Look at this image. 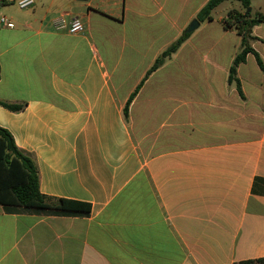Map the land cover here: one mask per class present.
<instances>
[{
  "label": "crops",
  "instance_id": "crops-1",
  "mask_svg": "<svg viewBox=\"0 0 264 264\" xmlns=\"http://www.w3.org/2000/svg\"><path fill=\"white\" fill-rule=\"evenodd\" d=\"M0 0V127L39 190L87 214L8 212L0 264H238L264 257V21L199 22L207 0ZM264 13V12H259ZM77 17L82 30L69 31ZM241 90V94L239 92Z\"/></svg>",
  "mask_w": 264,
  "mask_h": 264
},
{
  "label": "trees",
  "instance_id": "trees-1",
  "mask_svg": "<svg viewBox=\"0 0 264 264\" xmlns=\"http://www.w3.org/2000/svg\"><path fill=\"white\" fill-rule=\"evenodd\" d=\"M227 0H207L198 10L195 18L199 22L212 19V11ZM241 8H230L222 18L224 28H232L240 36V50L233 58L229 67L228 81H231L236 72V67L243 62L248 52H252L249 41L254 37L251 29L254 25L264 21V13L253 15L250 11V0H237ZM249 8V11L246 9ZM190 32L185 30L166 46L154 59L144 77L130 94L123 109L124 116H128V106L131 99L137 93L143 81L168 60L189 37ZM257 63L264 69L262 61L255 53ZM241 94V90H239ZM0 105L17 111L22 104H12L0 101ZM0 204L8 212L28 211L34 213H54L61 215L87 214L90 211V204L78 200L50 197L42 194L39 190L38 174L32 159L23 154L16 146L11 133L0 127ZM238 264H264V257L239 261Z\"/></svg>",
  "mask_w": 264,
  "mask_h": 264
},
{
  "label": "rangeland",
  "instance_id": "rangeland-1",
  "mask_svg": "<svg viewBox=\"0 0 264 264\" xmlns=\"http://www.w3.org/2000/svg\"><path fill=\"white\" fill-rule=\"evenodd\" d=\"M230 8H241V4L237 0L224 1L214 10L213 15L219 18ZM249 8L253 15L259 12H264V0H250Z\"/></svg>",
  "mask_w": 264,
  "mask_h": 264
},
{
  "label": "built area",
  "instance_id": "built-area-1",
  "mask_svg": "<svg viewBox=\"0 0 264 264\" xmlns=\"http://www.w3.org/2000/svg\"><path fill=\"white\" fill-rule=\"evenodd\" d=\"M82 3H88L90 0H76ZM33 0H16V4L19 8H28L33 4ZM0 24L12 27L13 23L5 16L0 17ZM82 30V24L77 17H73L69 23V31L71 33H77Z\"/></svg>",
  "mask_w": 264,
  "mask_h": 264
},
{
  "label": "water",
  "instance_id": "water-1",
  "mask_svg": "<svg viewBox=\"0 0 264 264\" xmlns=\"http://www.w3.org/2000/svg\"><path fill=\"white\" fill-rule=\"evenodd\" d=\"M246 11H249V8L246 9ZM199 25V21L194 18L190 21L188 27L185 29L186 32H192L193 30H195Z\"/></svg>",
  "mask_w": 264,
  "mask_h": 264
}]
</instances>
